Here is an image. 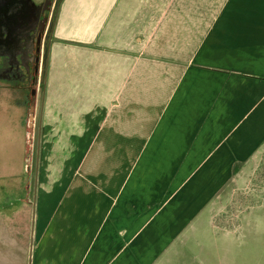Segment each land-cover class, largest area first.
<instances>
[{"label":"crops","instance_id":"0c3cea01","mask_svg":"<svg viewBox=\"0 0 264 264\" xmlns=\"http://www.w3.org/2000/svg\"><path fill=\"white\" fill-rule=\"evenodd\" d=\"M55 2L0 264H177L264 156V0Z\"/></svg>","mask_w":264,"mask_h":264},{"label":"rangeland","instance_id":"374dc122","mask_svg":"<svg viewBox=\"0 0 264 264\" xmlns=\"http://www.w3.org/2000/svg\"><path fill=\"white\" fill-rule=\"evenodd\" d=\"M55 1L57 0L51 5L48 20ZM47 13L48 10L45 14ZM16 140L17 138L13 142ZM8 148L15 150V143H8ZM257 159L260 166L254 164ZM246 165L222 189L221 196L229 192L230 185L235 183V186H239L234 192L232 202H229L227 209L214 215L211 221H204L201 227L207 235L196 237L183 252H178L174 257L177 264H264V156L254 157ZM249 166L254 171L248 170ZM23 173L27 183L24 196L30 202L33 190L29 189L28 184L33 175L32 172ZM9 183L11 182L7 179L1 181L0 187L7 189ZM6 192L7 190L0 191V206L12 202L11 198L5 197L10 196ZM212 207L209 206L207 210L210 211ZM204 219L198 218L195 222Z\"/></svg>","mask_w":264,"mask_h":264},{"label":"flooded vegetation","instance_id":"af4514ba","mask_svg":"<svg viewBox=\"0 0 264 264\" xmlns=\"http://www.w3.org/2000/svg\"><path fill=\"white\" fill-rule=\"evenodd\" d=\"M48 6V4L44 5L42 17H48L50 12V8H46ZM47 10L48 13L45 14ZM38 27L35 29L33 48L29 53L30 58L26 64L14 63L10 65L6 59L0 58V139L11 143V145L14 144L13 141L16 138H22L23 140L22 170L14 175L0 177V182L6 179L10 180L11 183L7 185V189H3L4 186H2L0 191L7 190L6 194H10V196L5 197L12 200L11 204L0 206L1 223L4 222V217L9 215L13 218V223L18 222V219H20L26 224L31 213L30 202L24 196L27 183L23 172L28 173L25 166L29 165L30 159V122L39 75L42 39L39 38L38 40ZM4 149L6 152L10 151L8 145Z\"/></svg>","mask_w":264,"mask_h":264},{"label":"water","instance_id":"95a60500","mask_svg":"<svg viewBox=\"0 0 264 264\" xmlns=\"http://www.w3.org/2000/svg\"><path fill=\"white\" fill-rule=\"evenodd\" d=\"M54 0H0V58L11 65L26 64L33 48L37 26L43 28L46 18L42 17L45 4L51 8ZM39 40V38H38ZM32 118V116H31ZM32 122H30V126ZM15 150L5 151L8 143L0 139V177L10 176L22 170V138H17ZM29 169V165L25 166Z\"/></svg>","mask_w":264,"mask_h":264},{"label":"trees","instance_id":"16d2710c","mask_svg":"<svg viewBox=\"0 0 264 264\" xmlns=\"http://www.w3.org/2000/svg\"><path fill=\"white\" fill-rule=\"evenodd\" d=\"M51 7V6H50ZM47 22H48V19L46 18V21H45V25L43 28H39V32H38V38H40V40L42 39L43 37V34H44V31L46 29V26H47Z\"/></svg>","mask_w":264,"mask_h":264}]
</instances>
